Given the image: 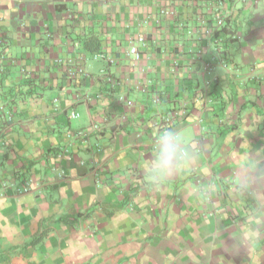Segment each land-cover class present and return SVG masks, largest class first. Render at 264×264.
<instances>
[{
	"label": "crops",
	"instance_id": "1",
	"mask_svg": "<svg viewBox=\"0 0 264 264\" xmlns=\"http://www.w3.org/2000/svg\"><path fill=\"white\" fill-rule=\"evenodd\" d=\"M225 7L0 0V264H264V0Z\"/></svg>",
	"mask_w": 264,
	"mask_h": 264
},
{
	"label": "built area",
	"instance_id": "2",
	"mask_svg": "<svg viewBox=\"0 0 264 264\" xmlns=\"http://www.w3.org/2000/svg\"><path fill=\"white\" fill-rule=\"evenodd\" d=\"M203 2L209 3L211 6H213V9H215L214 16L212 18V23L211 25L206 26V34L207 35H212L215 37L216 41H221L222 39V34L224 31V28L227 24V20L230 17L231 14V9H226L224 8V5L228 1L232 0H201ZM176 10H173V13H175ZM219 34V35H218ZM233 37H236V35H233ZM221 38V39H220ZM74 45L76 48L80 47V42L76 41L74 42ZM131 53L136 56V58H139V52L136 46H133L131 48ZM102 56L101 53H96L95 57H100ZM85 61V56L81 53L77 58L69 59L67 61L68 64V74L71 77H76L77 74H83L85 73V68L83 62ZM129 104H132V101H128ZM184 112L176 111L173 113H167L160 115L157 120H156V125L160 129H169L175 122V118L182 116ZM72 116H76L75 113L72 114ZM92 128L95 129L96 131H100L101 127L98 124H92ZM89 135V130H80L76 132V136L78 138L85 139ZM183 155H185V151H181ZM18 191H29L30 190V185L29 183H26V185H23L22 187L17 189Z\"/></svg>",
	"mask_w": 264,
	"mask_h": 264
},
{
	"label": "trees",
	"instance_id": "3",
	"mask_svg": "<svg viewBox=\"0 0 264 264\" xmlns=\"http://www.w3.org/2000/svg\"><path fill=\"white\" fill-rule=\"evenodd\" d=\"M96 42H97V39L91 38V39H87L86 41H84V45L89 50H98L99 49V45L96 44ZM42 238H43L42 235L37 236L35 238V240H34V243H37V242L41 241Z\"/></svg>",
	"mask_w": 264,
	"mask_h": 264
}]
</instances>
